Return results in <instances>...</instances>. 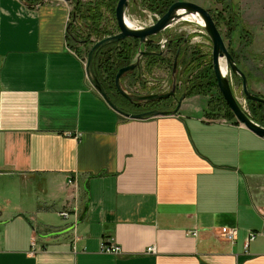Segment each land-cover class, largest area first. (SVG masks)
<instances>
[{"label":"crops","instance_id":"obj_1","mask_svg":"<svg viewBox=\"0 0 264 264\" xmlns=\"http://www.w3.org/2000/svg\"><path fill=\"white\" fill-rule=\"evenodd\" d=\"M240 2L258 57L246 10L264 34V0ZM72 15L0 0V264H264V139L209 118L202 96L175 116L120 115L69 48ZM75 192L77 222L60 216Z\"/></svg>","mask_w":264,"mask_h":264},{"label":"rangeland","instance_id":"obj_2","mask_svg":"<svg viewBox=\"0 0 264 264\" xmlns=\"http://www.w3.org/2000/svg\"><path fill=\"white\" fill-rule=\"evenodd\" d=\"M23 1L25 3L28 2L29 4L35 6L45 0H23ZM178 1L192 2L198 4L204 7L206 10H208L212 14V16L214 15L218 16L220 14V16L218 17L224 16L229 18L231 13L227 8L228 5L227 0H223L222 3L219 2L220 0H178ZM178 1L175 0L174 3ZM118 2L113 7L112 4L111 5L109 4V2L107 3V6L101 7L102 21L100 22V26H101L100 32H102V34L96 33L94 30L95 27L94 22L92 20H86L85 17H83V15L85 16L88 15V11L94 10L99 4L103 3V0H73L70 3L74 15H76L75 12H77V17L73 15L72 17L73 20L71 21V25L69 26L68 45L69 48L76 51V53L81 58H83L86 64V68L88 63V55L92 47L97 42L119 33V27L116 21V9L118 6ZM79 3L83 4L82 8L83 7L85 8V12L76 10V6L79 5ZM231 3L234 4L235 8L237 7L240 8L239 7V5H241L240 0H231L229 1V4ZM151 5L152 4L150 3V0H130L129 7L126 10V17L128 21L130 23L135 24L139 28H146L155 24L156 21L162 18V16L157 12L151 11L150 10ZM248 5L249 6L247 7L246 12L248 15V19L252 24L249 26L257 37L258 40L257 45L260 46L262 44V41H264V34L261 33L263 29L260 31V27H259L260 25L258 24L259 20L256 16L258 13L253 10L251 3H249ZM111 7L113 11H115L113 12L114 15L111 12ZM241 20L243 22L242 16H241ZM253 22H257V23H253ZM217 26L224 37L225 43L229 51L233 49L238 55L237 56L238 61L236 60L235 61L237 65L241 68V70L248 77L250 91L253 94L257 95L258 97L264 98V51H259L260 53L263 54L258 55V57L255 54H253V51L251 49L254 39L251 34H250L251 37H247L246 38L247 40L245 41L239 29H237L236 32L233 35H231L223 20H221L220 24L219 25L217 24ZM244 26L248 31V27L246 25ZM104 33L107 34V36H105ZM176 39H179L180 42H178ZM151 40L153 41L152 44L140 45L138 41V43L137 44L135 43L134 45L136 48L135 49L136 54L134 55V59L132 63L135 62L137 56L139 55V50L143 52H149L152 54L142 59L141 76H139L138 71H135L134 73H130L127 76H125L123 80V88L133 95H156V94L165 95L170 93L174 88L173 68L178 53H179L178 68L176 72V80H177L176 93L178 96L177 98H180L185 93L187 95L190 87V82L188 81V79H186V76L185 75L183 76V73H181L183 67L181 66V53L186 51V55L184 58H186V61L188 63H191L193 59L192 57L194 53L193 51H195L198 53L199 56L202 57L204 56L205 58L202 69L204 67H209L211 65L213 66L212 42L209 39L205 30L202 28L200 24H198L196 20L193 21L180 20L174 23L173 25H171L163 33L151 37ZM129 42L132 41L129 40ZM179 43L180 46H178ZM246 44L248 46H246ZM168 45L171 46L168 48L167 47ZM110 55H111L110 53H106L104 57L102 58L100 57V61L101 59L103 61L108 59ZM153 56L158 57L157 64L151 61V57ZM101 64L102 63L99 62L98 60V65ZM100 67L101 70L103 71L104 70L103 66L101 65ZM213 73H214V69H213ZM196 75L197 74H194L193 77H195ZM105 78H107V76H105ZM229 78L232 84L234 95L238 103L240 104L243 111L251 119H253L255 114L253 113V106L251 105L250 102L252 103H257V102L249 100L248 97L244 94L243 84L240 77L235 76L233 73L230 72ZM99 80L101 79L99 78ZM124 82H126L128 85L126 84L124 85ZM115 91L117 92L116 88ZM222 97L223 96L220 90L218 91L215 90L211 92L210 95H207L204 98L207 99V101H209L210 104L212 99L213 101H216L217 99L221 101ZM120 98L124 101L122 96H120ZM212 103L211 105H209V108L211 110L214 105L215 106L217 105ZM149 104L153 106L158 104V102H153ZM123 105L121 104V107H123ZM169 106L171 108L168 111L174 110L177 106V101L171 99L169 101ZM217 108L220 109L221 107L217 105ZM209 114L213 117H217L218 119H224L223 114L219 111H214L213 113L212 111L209 110ZM235 121H237V119Z\"/></svg>","mask_w":264,"mask_h":264},{"label":"water","instance_id":"obj_3","mask_svg":"<svg viewBox=\"0 0 264 264\" xmlns=\"http://www.w3.org/2000/svg\"><path fill=\"white\" fill-rule=\"evenodd\" d=\"M56 1H63L65 3H71L73 0H56ZM130 0H119L118 6L116 9V21L119 27V33L110 37H107L99 42H97L91 49L88 55V63H87V76L89 81L91 82L92 86L95 90L103 97V99L110 105L112 109H114L120 115L133 119V120H144L152 117H165V116H175L178 115L183 102L186 100L187 95L186 93L183 94L180 98H177L176 88H177V80H176V72L178 68V55L176 56L174 68H173V76H174V88L173 90L165 95H133L126 91L123 88V80L125 76L130 73H134L138 71L139 76H141L142 72V59L146 56L151 55L152 53L143 52L139 50V55L137 56L134 63L127 67L121 68L116 77H115V87L117 92L120 96L123 97L124 101H127L130 104H149L153 102H161L166 100L174 99L177 101V106L174 110L171 111H159L153 110L150 112L145 113H131L126 111L124 108L116 104L109 94L103 83L99 80L98 76L95 73V57L96 54L103 48L114 45L120 44L128 39H133L139 41L140 45L144 44H152L153 41L151 37L159 35L166 31L171 25L180 21L185 16H189L192 14L199 15L203 21L204 26L202 28L207 33L209 39L212 42L213 51H212V60H213V69L214 74L216 77V81L218 84V88L228 105L229 109L234 114L237 121L250 130L252 133L264 139V127L255 122L251 119L241 108L240 104L238 103L233 89L232 84L229 78V73H233L235 76L240 77L243 84L244 94L248 97L249 100L264 104V98L258 97L257 95L253 94L249 88V80L246 74L241 70V68L237 65L234 57L232 56L231 52L229 51L224 37L217 26L216 21L214 20L212 14L206 10L204 7L192 3V2H185V1H178L174 3L167 13L160 18L155 24L146 27V28H139V27H130L127 24V17H126V10L129 7ZM155 44V43H154ZM222 60L226 61L227 70L224 74L223 67H222ZM87 211V208H86Z\"/></svg>","mask_w":264,"mask_h":264},{"label":"trees","instance_id":"obj_4","mask_svg":"<svg viewBox=\"0 0 264 264\" xmlns=\"http://www.w3.org/2000/svg\"><path fill=\"white\" fill-rule=\"evenodd\" d=\"M229 1L231 0H227L228 2L227 8L231 12L229 18L224 17V16L218 17L220 16V14L218 16L214 15L213 17L215 18V21L218 25L220 24V21L223 20V22L227 26L231 35H233L236 32V30L239 29V31L241 32V35L244 37L246 41L247 40L246 38L251 37V35L247 31L246 27L244 26L241 20L240 9L238 7L235 8L234 4L232 3L229 4ZM108 2L110 5L112 4V7H113L118 2V0H103V3L99 4L94 10L88 11V15L86 16L83 15V17H85L86 20H92L94 22L95 24L94 30L96 33L102 34V32H100V29H101L100 22L102 21L101 7L107 6ZM174 2L175 0L174 1L173 0L172 1L170 0H150V3L152 4L150 6V10L157 12L160 15H164L169 10L170 6ZM219 2L222 3L223 0H220ZM26 3L29 4L28 2ZM82 6L83 4L79 3V5L76 6V10L85 12V8L84 7L82 8ZM112 7H111V12L113 14V12L115 11H113ZM75 14L76 15H74L73 13V15L77 17V12H75ZM68 33H69V30H68ZM105 36H107V34H105ZM129 40H131L133 43L129 42ZM176 40L180 42L179 39H176ZM135 43L137 44L138 41L133 40V39H128V40H125L124 42H121L120 44L109 45L101 49L96 55V59H95L96 74L101 79L100 81L104 83L105 88L107 89V91L112 97L116 94L119 95L115 91V88H116L115 87V77L121 68L127 67L132 63L134 59V55L136 54V50H135L136 48L134 46ZM178 46H180V43L178 44ZM246 46L248 45L246 44ZM193 52H194L192 56L193 59L191 63H188L186 61V58H184L186 55V51L181 53V66H183L181 73H183V76L185 75L186 79H188V81L190 82V87H189V92L187 94V98L194 97V96H204L205 97L207 95H210V93L215 90L218 91L219 88L217 85L215 74L213 73V66L211 65L209 67H204L202 69V66L205 60L204 56L203 57L199 56L197 52L195 51ZM230 52L232 56L234 57V59L238 61L237 60L238 55L236 54V52L233 49H231ZM106 53L111 54L109 58L104 61L101 59L100 61V57L101 58L104 57ZM98 60L99 62L102 63L101 65L104 68L103 71L101 70V67H100L101 65H98ZM151 61L157 64L158 57H154V56L151 57ZM194 74H197V75L193 77ZM105 76H107V78H105ZM222 98H221V101H219V99H217L216 101H213L212 99V101L209 104L211 105L212 102H215L212 104H217L219 107H221L220 109L217 108V105L216 106L212 105L213 106L212 110L210 108L209 110L212 111L213 113L214 111H219L223 114L225 120L235 121L236 119H235L234 114L229 109L224 98L223 99ZM250 103L253 106V113L255 114L253 120L264 127V104H261V103L257 104V103H252V102ZM208 116L209 118L218 119L217 117H213L210 114H208Z\"/></svg>","mask_w":264,"mask_h":264},{"label":"built area","instance_id":"obj_5","mask_svg":"<svg viewBox=\"0 0 264 264\" xmlns=\"http://www.w3.org/2000/svg\"><path fill=\"white\" fill-rule=\"evenodd\" d=\"M68 183H69V185L74 186L76 188V190H77V181L75 179L71 178L68 181ZM80 214H81L80 200H79V197H78V193L75 192L74 200H73L71 206L68 209H66L65 211H63L60 214V216L63 219H65V220H68L69 218L72 217L77 222L79 220ZM195 234H197V233H195ZM237 235H238V232H237L236 229H228V228H223L222 229L223 238H225L229 242H233L234 243L237 240ZM255 236L256 235L251 234L250 235V240H254ZM102 251L104 253L114 254V255H119V254L122 253L121 247H119V246H117L116 244H113V243L110 244V245H103L102 246ZM148 252H154V249H149Z\"/></svg>","mask_w":264,"mask_h":264},{"label":"flooded vegetation","instance_id":"obj_6","mask_svg":"<svg viewBox=\"0 0 264 264\" xmlns=\"http://www.w3.org/2000/svg\"><path fill=\"white\" fill-rule=\"evenodd\" d=\"M164 15H161V16L163 17ZM170 46L171 45H168L167 47L169 48ZM169 101L170 100L161 101V102H158V104L153 105V106L150 105V104H140V105H138V104H130L128 102H125V103H123L124 105H123L122 108H124L126 111L131 112V113H145V112H150V111H153V110L168 111L171 108L169 106Z\"/></svg>","mask_w":264,"mask_h":264},{"label":"bare ground","instance_id":"obj_7","mask_svg":"<svg viewBox=\"0 0 264 264\" xmlns=\"http://www.w3.org/2000/svg\"><path fill=\"white\" fill-rule=\"evenodd\" d=\"M181 20H189V21H193V20H196L198 22V24H201L204 26V21L203 19L199 16V15H196V14H192V15H189V16H185L184 18H182ZM127 24L130 26V27H137L135 24L133 23H130L127 19ZM222 67H223V72L224 74L226 73V70H227V64H226V61L225 60H222Z\"/></svg>","mask_w":264,"mask_h":264}]
</instances>
